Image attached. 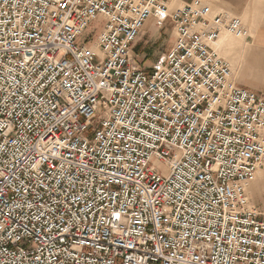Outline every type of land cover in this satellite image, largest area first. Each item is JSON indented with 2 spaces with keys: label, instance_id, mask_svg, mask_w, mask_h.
I'll return each instance as SVG.
<instances>
[{
  "label": "built area",
  "instance_id": "1",
  "mask_svg": "<svg viewBox=\"0 0 264 264\" xmlns=\"http://www.w3.org/2000/svg\"><path fill=\"white\" fill-rule=\"evenodd\" d=\"M178 1L0 0V264H264V96L214 47L248 32Z\"/></svg>",
  "mask_w": 264,
  "mask_h": 264
},
{
  "label": "rangeland",
  "instance_id": "2",
  "mask_svg": "<svg viewBox=\"0 0 264 264\" xmlns=\"http://www.w3.org/2000/svg\"><path fill=\"white\" fill-rule=\"evenodd\" d=\"M215 9L216 11L224 10L231 16L240 17L243 21H245L246 19V17L244 16L241 17L240 15L231 12L229 8L225 6L216 7ZM146 25L147 26H145V28L142 31L141 37L138 39V41L135 43L133 47V56L137 64H139L142 68L149 69L158 60L159 57L165 55L168 51H170V48L172 47L176 34L174 31L173 24L168 23L162 26L158 21L156 22L154 20L153 21L151 20L147 22ZM102 27L103 24H100L99 22L93 23L90 26V28L87 30L84 39H82L80 43L82 44L85 43L88 46L93 44L96 41V39L99 37L98 35L101 32ZM223 35L224 36H221L219 42L222 43L223 40L227 38V42H232V44L234 45L233 46L234 50L232 51L230 56L222 57V58L227 62L231 63V65H233V67L231 66V68H233L232 69L233 76L235 77V80L238 81L237 68H236L237 62L235 63L233 59L239 57L238 60L239 61L241 60L242 63H244V66L247 67L246 70L250 71L252 68L250 67L251 62L250 59H248L250 55L247 50L251 49V44L246 43L244 50L243 47L244 39L242 37H236L232 34L229 35L228 33H224ZM241 51L244 52L243 58L240 53ZM262 72L264 74V67L262 69ZM251 80L254 81L253 77ZM260 85L261 83H257L252 85L251 88L247 87L246 89L255 91L260 96H264V91L258 92V90H256L260 87ZM241 87L243 88V86ZM250 182L247 183L249 184ZM247 191L245 190L247 195L252 200V203L254 202L258 207L264 210V174H259L257 176L256 181L250 184V188Z\"/></svg>",
  "mask_w": 264,
  "mask_h": 264
},
{
  "label": "crops",
  "instance_id": "3",
  "mask_svg": "<svg viewBox=\"0 0 264 264\" xmlns=\"http://www.w3.org/2000/svg\"><path fill=\"white\" fill-rule=\"evenodd\" d=\"M179 1H181L183 4H186L200 0H179ZM201 1L204 4L209 5L214 11H216L215 9L216 7L225 6L228 7L231 12H234L237 15H240L241 17L242 16L246 17L243 23L247 29L248 36L245 38L242 37L244 39L243 47L245 50L246 43L251 44V49L247 51L249 52L250 55L248 59H250L251 62L250 67L252 69L250 71L246 70L247 67L244 66V63H242L241 60L240 61L238 60L239 57L233 59L235 63L237 62L236 65L237 76H238L237 83L243 86V88L245 89L247 87L251 88L252 85L254 84L261 83L260 87L256 90H258V92L264 91V74L262 72V69L264 67V0H201ZM219 11H224V10H219ZM233 46L234 45L232 44V42H227V38L224 39L222 43H219V47H220V50L218 52L219 55L221 57L230 56L232 51L234 50ZM240 53L243 58L244 52L241 51ZM229 64L231 65V63ZM231 66L233 67V65ZM252 77L254 81L251 80ZM251 183L253 182H250L249 184L248 183L245 184L246 191L250 188Z\"/></svg>",
  "mask_w": 264,
  "mask_h": 264
},
{
  "label": "bare ground",
  "instance_id": "4",
  "mask_svg": "<svg viewBox=\"0 0 264 264\" xmlns=\"http://www.w3.org/2000/svg\"><path fill=\"white\" fill-rule=\"evenodd\" d=\"M172 5H174V6H183L184 4L181 2V1H178L177 3H174V4H172ZM153 21V20H152ZM147 26V25H146ZM175 34H176V31H175ZM229 34V33H228ZM177 35V34H176ZM230 35V34H229ZM221 38V37H220ZM218 41H220V40H218ZM216 42V44H215V51H216V53H218V51L220 50V47H219V43L220 42ZM218 55H219V53H218ZM220 56V55H219ZM221 57V56H220ZM222 58V57H221ZM259 174H264V172H262V171H258V172H256L255 174H254V179L253 180H250L251 182H254V181H256V179H257V176L259 175ZM249 181V182H250ZM248 198L250 199V197L248 196ZM251 203H252V201H251Z\"/></svg>",
  "mask_w": 264,
  "mask_h": 264
}]
</instances>
